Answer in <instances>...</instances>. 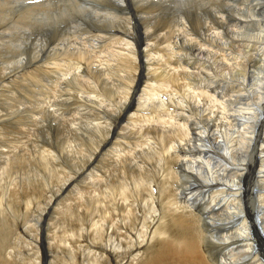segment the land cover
Returning a JSON list of instances; mask_svg holds the SVG:
<instances>
[{
  "label": "bare ground",
  "instance_id": "bare-ground-1",
  "mask_svg": "<svg viewBox=\"0 0 264 264\" xmlns=\"http://www.w3.org/2000/svg\"><path fill=\"white\" fill-rule=\"evenodd\" d=\"M29 1L0 0V19L12 15L0 24V121H13L6 133L0 125V264H264V0ZM103 79L130 87L108 125L86 104L106 111ZM73 81L75 111L92 117L73 110L68 122L55 116ZM30 84L41 117L17 101ZM148 92L158 111L144 117ZM96 125L100 142L86 131ZM37 134L48 142L33 146ZM134 154L153 166H134ZM74 169L82 194L67 186ZM39 173L56 188L49 199L34 189Z\"/></svg>",
  "mask_w": 264,
  "mask_h": 264
},
{
  "label": "rangeland",
  "instance_id": "rangeland-1",
  "mask_svg": "<svg viewBox=\"0 0 264 264\" xmlns=\"http://www.w3.org/2000/svg\"><path fill=\"white\" fill-rule=\"evenodd\" d=\"M33 0H30L29 2H32ZM80 2V1H79ZM222 2V0H219V2L218 3H221ZM1 6V5H0ZM2 9V6L0 7V10ZM124 11H123V14H122V16L121 17H123V15L124 14H126L127 12H128V10L127 9H123ZM182 21H184L183 23H187L186 25L188 26V30L190 31V27H191V23H190V20H189V18H188V16L185 14L184 15V11H185V9L183 8L182 10ZM4 17H6V18H4ZM2 18H3V20H2ZM186 20H185V19ZM11 19H12V15H8V16H2L1 17V19H0V24H5L6 23V20H10L11 21ZM123 19V18H122ZM14 20H16V19H14ZM13 20V21H14ZM124 20V19H123ZM3 21V22H2ZM40 21H41V19H40ZM125 21V20H124ZM132 21H133V17H132ZM186 21V22H185ZM10 23V22H9ZM8 23V24H9ZM127 29H126V31L128 30L129 32H130V35H132V36H134L133 34H134V30H132V28H131V26H128V27H126ZM130 29V30H129ZM33 30H36L37 32L34 34V32L35 31H30V33H29V35H28V33H25V36H26V39H25V41H28V40H34L35 39V37H39V28H35V29H33ZM133 31V32H132ZM33 34V35H32ZM37 34H38V36H37ZM32 35V36H31ZM35 41V40H34ZM196 43H198V42H196ZM199 44V43H198ZM38 45H39V41H38ZM1 46V45H0ZM2 47V46H1ZM193 48H195L194 46H193ZM16 49H17V47H16ZM189 49H191V47L189 48ZM188 49V50H189ZM186 51V50H185ZM198 51V50H197ZM159 52H161V51H158L157 53H159ZM183 51H181V53H182ZM10 53H12L11 51H10ZM156 53V54H157ZM182 56H183V58H185V54H182ZM16 60V59H15ZM21 64H23V62H20ZM2 64H5L4 62L2 63ZM122 64V63H121ZM173 67H175V65H173ZM16 70V69H15ZM253 70V69H252ZM9 72H11V71H9ZM173 72H168L165 76H166V78L167 77H169L170 79H171V77L173 76V74H172ZM36 74H38L39 76H45V77H47L46 75H44V74H41L40 75V73H38V72H36ZM136 75H137V78H139L140 77V74H138V73H135ZM50 76H51V74H49ZM169 75V76H168ZM39 76L37 77V82L39 83ZM2 77H3V75H2ZM52 77V76H51ZM53 78V77H52ZM169 78H167V79H169ZM172 78H174V77H172ZM178 78V77H177ZM29 80V82H27V81ZM93 82H92V81ZM94 80H96V78H94ZM94 80H93V77H91V78H88V79H85L84 80V82H85V84H83V87L84 86H86V85H89V86H92L95 82H94ZM33 81H35V80H31V79H23L22 80V83L24 82L25 84H27V83H32ZM88 81V82H87ZM75 81H73V82H70V83H67V84H64L63 86L65 87V91H66V89H67V87H68V89H67V91H66V95H65V97H67L68 96V99L63 103H61L58 107H61V108H59L60 110H59V112L57 113V115H59V116H55L54 114V116L57 118V119H63V118H65V120L66 121H68V122H70V118H69V116L73 113V110H74V114L75 115H77L78 117H88V118H90V117H97V116H99L98 117V124L99 123H103V124H105V125H108L107 123L108 122H110L111 121V118L109 119V117H112V116H114L115 117V114H113L112 112V109H117V108H119V103L121 102V103H124V101H125V99H126V97H127V89L128 88H130V87H128V86H124L123 88H119L120 86L122 87L123 85L122 84H118V83H116L114 80H113V83H114V85H112L111 83H108V81L106 80V79H103V81H101L102 83H103V85H107V87H106V89H104V91L107 93V92H111L109 95H106V93L104 92V91H102V92H99L100 94H101V97H102V99H103V106H105V108H106V111L104 110V109H101L102 107H99V105H96L95 103H92V102H89V101H86V104H87V106H88V109L90 110V108L91 107H93V106H97V109L98 110H95V109H91V110H95V111H93V113L92 114H95V113H97V114H95V115H92L91 116V114H90V116L88 115L87 116V114L85 113H81L80 111H75V109H77L78 110V108H80L81 106H79V104L78 105H76V101H74V100H76L75 98H77V96H76V94H78V95H80V94H82V93H80L79 91H78V88H80L78 85L77 86H75V84H79V82H76V83H74ZM111 82V81H110ZM13 83H16V81H13ZM109 85H108V84ZM73 84V85H72ZM147 84H149V83H146V82H142L141 83V86H140V91H142L143 90V88L145 87V85H147ZM156 84H158V82H156ZM0 85H1V83H0ZM33 85V86H32ZM67 85H69V86H67ZM151 86V85H150ZM112 87V88H111ZM134 87V86H133ZM35 88V90L38 92L37 93V96H38V100H40L42 97H39V91H40V89H39V87L38 86H36L35 84H30V85H20L19 86V88H18V90H19V92L21 93V94H16L17 95V97L19 98L17 101H25V100H27V101H25L26 102V104L27 105H33L32 107L31 106H29V107H31L32 108V110L34 111L33 113L34 114H36L37 116L39 115V117H41V116H43L44 115V113H39V101H37V100H34V101H30V99L26 96L27 95V93H28V91L29 90H31V89H34ZM72 88V89H71ZM93 88H94V86H93ZM156 88H158V89H156L155 90V93L157 94V92L158 91H160L161 90V87H156ZM108 89V90H107ZM112 89V90H111ZM121 89H122V91H121ZM70 92H69V91ZM149 91H151V92H153V90H149ZM69 92V93H68ZM114 92V93H113ZM175 92L176 93H178V95H179V98H180V95H181V92L179 91V90H175ZM9 93V92H8ZM34 93V92H33ZM141 93V92H140ZM154 93V94H155ZM71 94V95H70ZM74 94H75V96H74ZM126 94V95H125ZM154 94H149V92L148 93H146L144 96H146V97H144V100H143V106H141L140 107V109H139V111H138V113L137 114H139V115H141V114H143V115H141V116H144V117H148V115L149 116H151V115H153V114H155L156 113V111H158V109L157 108H155V102L153 101V98H155V95ZM16 95H15V98H17L16 97ZM85 95V94H84ZM88 95H90V97L89 98H94V93H91V94H88ZM115 95H117V96H115ZM119 95V96H118ZM70 96H74L73 98L71 97L70 99H69V97ZM109 96V97H108ZM114 98H113V97ZM25 97V98H24ZM87 97V96H86ZM116 97V98H115ZM148 97V98H147ZM23 98H24V100H23ZM161 98H163V96H161L159 99H161ZM78 99V98H77ZM120 99V100H119ZM122 99V100H121ZM148 99H150V100H148ZM158 99V100H159ZM138 100V99H137ZM146 100V101H145ZM17 101H13L14 103H16ZM110 101V102H109ZM147 101H149V102H147ZM177 101V100H176ZM74 102H75V104H74ZM105 102V103H104ZM178 102V101H177ZM118 103V104H117ZM146 103V104H145ZM158 103H159V101H156V105H158ZM71 105V106H70ZM118 105V106H117ZM38 106V107H37ZM72 106L74 107V108H72ZM78 106V107H77ZM134 106V105H133ZM138 106V104H135V106L133 107L134 108V110L135 109H137L136 107ZM145 106V107H144ZM147 106V107H146ZM36 107H37V109H36ZM173 108V107H172ZM180 109L179 107H176V109ZM70 109H72V110H70ZM178 109H177V111L176 112H178ZM195 109V110H194ZM199 109V107L198 108H196V107H192L191 108V112L193 113H195L197 110ZM148 110V111H147ZM15 111V110H14ZM144 111V112H143ZM150 111V112H149ZM162 111L164 112V113H166V115H165V118L166 119H168L169 118V115H168V112H166V110H163L162 109ZM78 112V113H77ZM148 112V113H147ZM180 112L181 113H183L182 112V110H180ZM244 112H246V111H244ZM69 113V114H68ZM79 113H81V114H79ZM147 113V114H146ZM192 113H190V115L192 114ZM11 114V117H13L14 116V112H12V113H10ZM41 114V115H40ZM84 116H83V115ZM20 115H22L21 116V120L23 121V120H27V115H25V113L24 112H20ZM68 115V116H67ZM104 115V116H103ZM26 118H25V117ZM36 116V117H37ZM23 117V118H22ZM108 119V120H107ZM25 120V121H26ZM95 120V119H94ZM100 120V121H99ZM105 120H106V122H105ZM110 120V121H109ZM6 122V123H5ZM13 121L11 120V121H0V125H2L1 127H2V130H1V132L2 131H4L5 130V133L6 132H8L9 130H10V127H9V125L12 123ZM93 122H96V121H93ZM4 123V124H3ZM18 123H20V122H18ZM17 123V124H18ZM102 124V125H103ZM14 125H16V124H14ZM43 125L45 126V123H43ZM102 125H96V126H98V127H96V126H93V127H91V126H88L87 127V129H86V131L88 132L89 130V132L88 133H94L96 136H94V137H91L90 135H89V137H88V135L87 136H85V137H88V138H92L91 139V141H97V142H100V136H102V134L100 133V131L98 130L97 131V129H99ZM54 126H56V123H52L51 125L49 124L48 126L46 125V127H45V129H43V131H48V130H51V129H53L54 128ZM100 126V127H99ZM92 128H94V129H92ZM11 129H12V131H13V129H14V127H11ZM39 130H41V129H39ZM92 130H93V132H92ZM102 130H104V129H102ZM37 130H35L33 133H35ZM170 132V130L169 129H167L166 131H165V133L164 134H167V133H169ZM2 133H4V132H2ZM38 133V132H37ZM103 133V132H102ZM107 133V130H105V132L103 133V134H106ZM42 134H37V135H33V136H30L29 138H30V140H31V144H32V142H33V140H35V141H39V145H41V142L43 143V142H46L47 140H46V138L43 136H41ZM44 135V134H43ZM32 137V138H31ZM35 137H36V139H35ZM96 137V138H95ZM117 137V136H116ZM116 137H115V139H116ZM38 138V139H37ZM40 138V139H39ZM43 139V140H42ZM132 140H135L134 138L132 139ZM4 142H6V143H4ZM4 142H1V144H7V141H4ZM48 142V141H47ZM156 144V143H155ZM33 146H34V144H32ZM177 145H179V144H177ZM152 148L151 149H153L154 147H156V146H159V142H157V144L156 145H154V144H151L150 145ZM170 146V145H169ZM55 147V146H54ZM55 153H58V151H60V149H58V148H56L55 147ZM151 149H148V148H146V149H144L143 151H141L142 152V154L143 155H148L149 154V156H151V152H152V150ZM58 150V151H57ZM85 150H87V148H85ZM147 150V151H146ZM133 158H135V160H136V162L134 163V166H136L137 164H139V165H143V163L146 165V167L147 168H151L153 165L150 163V159H149V157H144V156H138L137 157V155L136 154H134V157H131V160L133 161L134 159ZM31 159H32V157H31ZM139 159V160H138ZM143 162V163H142ZM75 170V169H74ZM77 172H78V170H75L74 171V174L72 175V174H70V173H67L66 175L68 176H71L72 177V180L70 181V183H68V185L67 186H73V187H76L77 189H76V191H80L79 193L80 194H82L83 192H84V184H79L80 182H81V180L84 178V174L82 173V172H79L78 174V176H77ZM42 173H39V181L41 182V187L40 186H36V187H34V189L36 190V191H38V190H42V191H44V192H46V196L48 197V199H49V197L54 193V191L56 190V188H53V186L51 185L52 184V182H51V180H50V178L49 177H47V176H44L43 174L41 175ZM76 174V175H75ZM147 174V173H146ZM81 176V177H80ZM43 177V178H42ZM74 177V178H73ZM78 179V180H77ZM50 181V185H49V187H48V185H47V183H46V181ZM75 181V182H74ZM42 183H44V184H42ZM109 183H110V181H109ZM154 185V187H155V189H156V191H157V184L155 183V184H153ZM44 186L46 187V188H44ZM79 186V187H78ZM23 188L25 189L26 187L25 186H23ZM38 188V189H37ZM52 188H53V190H52ZM83 190V191H82ZM52 191V192H51ZM47 192H49L48 194H47ZM159 193V192H158ZM66 194H64V196H65ZM64 196H62V197H64ZM74 197L76 198L77 196L76 195H74ZM74 199V198H73ZM71 200V199H69V201H68V203H74V200ZM47 201L48 200H44V202L47 204V205H49V206H53V204L56 202H51V201H48V203H50V204H48L47 203ZM67 203V204H68ZM137 203H140V202H137ZM140 205L142 206V203H140ZM46 206V205H45ZM32 213H34V214H36V215H39V211L37 210V209H35V208H33L32 207ZM143 215H141V221L140 222H142V219L144 220V216L142 217ZM73 219H75V221H76V218H73ZM87 220H86V225L85 226H87L88 228H87V230H89L90 228H91V223H90V220H89V218H88V216H87V218H86ZM117 219V218H116ZM71 222V221H70ZM72 223V225L74 226V224H73V222H71ZM90 223V224H89ZM44 224H45V222H43V226H44ZM42 226V229L45 231V226L43 227ZM107 226H109V223H108V225ZM122 229V228H121ZM146 230V229H145ZM18 233L22 236L23 234H24V231H19L18 230ZM136 234L137 233H135L134 235H135V238H136ZM38 235H39V232H38ZM25 238H26V236H25ZM137 241V240H136ZM41 242H42V237H41ZM137 243H138V241H137ZM43 246H47V242H45V243H43ZM94 248L97 250V249H99V250H103V249H101V248H99V247H97V246H94V247H91V250L93 251L94 250ZM41 250H42V248H41ZM121 251V250H120ZM91 252V251H90ZM43 254V253H42ZM95 254H99L100 256H102V253H95ZM113 256H115L116 257V254L115 255H113ZM104 257L105 258H107L108 259V264L110 263V262H112V263H110V264H116L117 263V261H116V259L115 258H113V257H111V256H106V255H104Z\"/></svg>",
  "mask_w": 264,
  "mask_h": 264
}]
</instances>
